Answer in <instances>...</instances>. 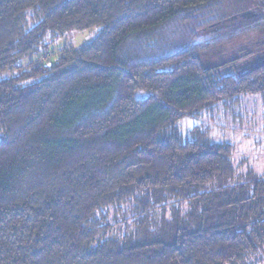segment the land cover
Masks as SVG:
<instances>
[{
  "label": "trees",
  "instance_id": "trees-1",
  "mask_svg": "<svg viewBox=\"0 0 264 264\" xmlns=\"http://www.w3.org/2000/svg\"><path fill=\"white\" fill-rule=\"evenodd\" d=\"M249 30L264 0H0V264H247L264 174L178 123L264 94V60L218 72Z\"/></svg>",
  "mask_w": 264,
  "mask_h": 264
},
{
  "label": "rangeland",
  "instance_id": "rangeland-1",
  "mask_svg": "<svg viewBox=\"0 0 264 264\" xmlns=\"http://www.w3.org/2000/svg\"><path fill=\"white\" fill-rule=\"evenodd\" d=\"M247 14L246 11L243 16ZM249 17L252 16L249 15ZM204 24H206L205 21L199 22V28L196 32L198 38L195 41L198 45L194 49L200 47L202 49L200 57L203 59V63L206 64L208 62L212 65L216 63L215 58L218 57L216 53L219 51L214 54L205 53L208 51L205 48V42L209 41L210 43L212 41L210 39L211 33L202 28ZM256 31L257 33H254ZM256 31L249 30L248 33L230 42L231 44L223 51H228V53L221 60L226 58H236V60L232 64L233 67L226 64L220 68L218 70L220 74L233 72L235 69L242 71L254 62L264 60V46H262L264 43V32ZM95 34L94 29L66 32L58 39L50 42L48 50L53 52L63 46H81L91 41ZM175 42L174 38L172 44ZM258 44L262 46L261 49ZM232 47H234V50ZM241 49L243 51L239 54L238 50ZM216 50L219 49L217 47L211 49L213 52ZM195 52L198 53L199 51L195 50ZM49 58L51 60L52 56ZM219 65L221 67V64ZM178 129L180 134L186 135L191 139L193 134H202L211 141H222L231 144L233 150L230 162L238 175H244L248 166L258 175L264 174V94L241 95L235 105L223 102L206 107L199 111L195 118L183 117L178 123ZM168 203L165 213L166 218L170 217V211L175 206L172 201ZM246 262L247 264H264V245L256 254L249 255L246 258Z\"/></svg>",
  "mask_w": 264,
  "mask_h": 264
},
{
  "label": "bare ground",
  "instance_id": "bare-ground-1",
  "mask_svg": "<svg viewBox=\"0 0 264 264\" xmlns=\"http://www.w3.org/2000/svg\"><path fill=\"white\" fill-rule=\"evenodd\" d=\"M247 256V255H246Z\"/></svg>",
  "mask_w": 264,
  "mask_h": 264
}]
</instances>
